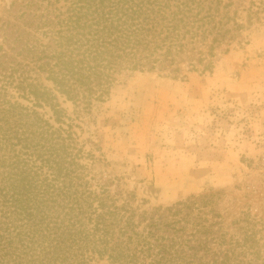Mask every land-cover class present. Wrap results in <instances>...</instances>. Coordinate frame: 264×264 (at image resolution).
Returning a JSON list of instances; mask_svg holds the SVG:
<instances>
[{"label": "trees", "instance_id": "16d2710c", "mask_svg": "<svg viewBox=\"0 0 264 264\" xmlns=\"http://www.w3.org/2000/svg\"><path fill=\"white\" fill-rule=\"evenodd\" d=\"M254 2L243 21L233 0H10L0 18V264H264L255 218L228 232L213 194L147 210L92 172L95 155L60 101L79 117L125 71L210 72L217 50L261 21L264 0Z\"/></svg>", "mask_w": 264, "mask_h": 264}, {"label": "rangeland", "instance_id": "374dc122", "mask_svg": "<svg viewBox=\"0 0 264 264\" xmlns=\"http://www.w3.org/2000/svg\"><path fill=\"white\" fill-rule=\"evenodd\" d=\"M254 1L233 0L243 21ZM9 3L0 0V18ZM259 16L227 52L217 50L210 72L184 64L177 77L125 71L109 96L79 117L61 99L95 155L92 172L134 193L147 210L213 194L224 229L233 232L237 220L255 218L264 243V13ZM39 111L50 116L48 108Z\"/></svg>", "mask_w": 264, "mask_h": 264}]
</instances>
